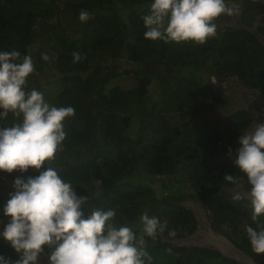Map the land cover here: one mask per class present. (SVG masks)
Returning a JSON list of instances; mask_svg holds the SVG:
<instances>
[{
  "label": "trees",
  "instance_id": "obj_1",
  "mask_svg": "<svg viewBox=\"0 0 264 264\" xmlns=\"http://www.w3.org/2000/svg\"><path fill=\"white\" fill-rule=\"evenodd\" d=\"M153 2L0 0V52L30 55L35 69L26 90L41 91L46 102L75 110L63 121L62 150L45 166L72 182L78 196H89L81 208L85 219L93 210L112 208L116 227L127 225L139 232L134 221L144 212L166 222L163 235L155 241L146 238L152 264H242L219 250L174 246L165 240L172 229L174 238L195 232L196 216L184 202L201 196L212 200L211 227L264 264V254L252 251L245 231L246 225L256 227L250 220L251 202L226 200L233 184L223 179L226 173L247 178L235 164L236 139L253 114L234 112L226 117L233 120L232 131L222 128L225 120L211 113L225 105L226 96L206 81L237 76L250 87L264 89V46L252 33L231 26L217 28V35L203 45L145 39L142 17ZM81 10L93 18L82 23ZM259 30L264 32L263 27ZM73 52L81 55L79 62H74ZM253 74L255 79L250 78ZM123 78L133 86L124 85ZM41 80L58 84L50 93ZM207 94H212L210 102L199 100ZM21 120L9 112L0 119V129ZM38 175L34 168L0 170V222L11 220L3 209L16 191L14 181ZM218 191L224 198L209 195ZM0 255L20 258L2 236ZM48 255L45 246L41 263L50 264Z\"/></svg>",
  "mask_w": 264,
  "mask_h": 264
},
{
  "label": "clouds",
  "instance_id": "obj_2",
  "mask_svg": "<svg viewBox=\"0 0 264 264\" xmlns=\"http://www.w3.org/2000/svg\"><path fill=\"white\" fill-rule=\"evenodd\" d=\"M239 14V7L228 6L225 0H154L149 13L142 17L147 29L144 37L165 43L192 41L203 45L217 35L214 21L222 15ZM92 18L87 10L79 12L82 23ZM72 56L74 62L82 59L77 52ZM42 59L47 61L49 56L42 54ZM33 72L30 55L21 57L16 50L0 52V109H3L0 119L9 112L22 117L20 122L0 129V170L39 171L38 176H30L27 181L20 178L14 181L16 191L10 194L3 209L11 220L0 236L10 242L20 258L12 261L0 255V264H39L45 246L50 250V264H152L146 238L155 241L163 235L166 222L161 223L144 212L139 232L127 225L116 227L111 223L116 217L112 208L93 210L85 219L81 208L89 202V196H78L72 182L62 179L55 168L45 166L46 161H53L58 150H62L66 139L63 121L73 116L75 110L46 102L44 93L36 89L27 91V78ZM226 117L216 118L226 120ZM239 143L242 147L238 149L235 164L251 185L250 220L256 225L255 228L246 225L245 231L252 251L264 254V220L261 219L264 217V123L244 133ZM223 179L237 183L234 175L226 173ZM233 199L242 197L236 194ZM176 235L174 229L168 231L170 238Z\"/></svg>",
  "mask_w": 264,
  "mask_h": 264
},
{
  "label": "flooded vegetation",
  "instance_id": "obj_3",
  "mask_svg": "<svg viewBox=\"0 0 264 264\" xmlns=\"http://www.w3.org/2000/svg\"><path fill=\"white\" fill-rule=\"evenodd\" d=\"M233 1L237 2L240 9V14L238 16L228 17L226 15H223V17L220 19V21L217 23L220 28L222 27H234L242 30H246L253 34L255 38L264 46L262 40L258 37V35L251 31L250 28H256L258 32L262 35L264 38V32H261L259 30L260 27L264 28V0H259V3L255 4H246L245 0H225V3L228 6H236L237 4ZM256 5V6H255ZM250 13L252 15V20L250 19V24L248 21L245 20V14ZM234 80L231 81V83H228L227 93L225 91L216 90V92L224 93L226 96V99L228 100V104L221 107L220 110L231 109L234 112L237 111H249L253 114L251 116L252 121L249 124V126L239 135V137L236 139V147H241L242 145L239 143L240 137L247 132H251L254 130L255 125L261 124L262 119H264V90L262 91V88H254V86H248L246 85L242 80L238 79L237 76H235ZM227 80V79H225ZM222 80V81H225ZM239 83V84H237ZM212 98V97H211ZM236 110V111H235ZM220 111H217V113ZM232 112L231 114H233ZM212 114V113H211ZM214 116V114H213ZM262 117V118H261ZM216 118V116H215ZM242 178V181H237V183L232 186H230L227 190L230 191L229 196L233 197L236 194H239L242 198L247 199L250 201V198L248 196V193L251 189V185L248 182V179L241 176L237 179ZM251 202V201H250ZM200 224L197 223V228L195 232L200 235L199 233Z\"/></svg>",
  "mask_w": 264,
  "mask_h": 264
},
{
  "label": "rangeland",
  "instance_id": "obj_4",
  "mask_svg": "<svg viewBox=\"0 0 264 264\" xmlns=\"http://www.w3.org/2000/svg\"><path fill=\"white\" fill-rule=\"evenodd\" d=\"M236 3L238 5V3L235 1H233V4ZM252 15L250 13H247L245 14V20L248 21L249 18H251ZM220 26H218L217 28H219ZM258 49H259V46H258ZM34 69H35V65H34ZM261 71L258 72V74L260 73ZM257 74V71L255 72ZM257 75L253 74L252 79H255ZM123 83L124 85H127V86H133V83H132V80L131 79H126V78H123ZM234 80V79H227L225 81H222L218 78H215V77H212L210 80H206L207 82H209L216 90H220V91H225L227 93V88L228 87V83H231V81ZM41 82H44V86L46 87V90H48L50 93L51 91L50 90H54L56 88V83L58 84V82H56L55 80H45V81H42ZM234 82L236 83V81L234 80ZM239 84V83H237ZM262 91L264 89H261ZM52 97V96H50ZM204 97H201L199 100H202ZM211 97L210 96H205L204 100L205 101H208L210 102L211 101ZM202 100V101H204ZM228 104V100H226V103L225 105ZM223 104V106H225ZM222 106V107H223ZM229 108V107H228ZM225 109L224 110H220V112H216V114H214V116H216L217 118H225L226 116H229L232 112H234L233 110L231 109ZM221 109V107L219 108ZM218 109V110H219ZM236 111V110H235ZM238 112V111H237ZM236 113V112H235ZM241 118V115H238L237 118ZM239 120L241 121L242 119ZM262 118V117H261ZM186 120V119H185ZM184 120V121H185ZM232 121L231 119H229L228 121H223L222 122V128L226 129L228 128V131H232L230 125L232 124ZM262 123H264V119H262ZM188 129H190V127H187ZM242 147V146H241ZM240 148V147H238ZM181 174V169L178 173V175ZM183 174V173H182ZM147 181V180H146ZM177 182L178 181H175V185H177ZM227 192H230V191H227ZM8 195V194H7ZM211 197H222L224 198V195L222 194L221 191H218L216 193H213V194H209ZM202 197V196H201ZM187 199L184 203L189 207L191 208V210L194 212L196 218H197V223L200 224V231L199 233L201 232L202 234L198 235L196 232H194L193 234H190L188 236H185V237H181V238H166L165 237V240L168 241L169 243L173 244L174 246H188V247H200L202 248L203 246H206V247H213L212 244H210L209 242V239L207 238L208 236V233L210 232V227L211 226V220H210V217H209V207H210V202L212 203V200L210 199V197H208V199ZM226 200H232L233 198L231 196L225 198ZM8 222L6 221H1L0 222V229L4 231V227L5 225L7 224ZM134 223L137 224V228H142V222L140 221V217H137L134 221ZM141 224V226H140ZM42 261L40 260L39 261V264H43L41 263ZM47 264V262H45Z\"/></svg>",
  "mask_w": 264,
  "mask_h": 264
},
{
  "label": "water",
  "instance_id": "obj_5",
  "mask_svg": "<svg viewBox=\"0 0 264 264\" xmlns=\"http://www.w3.org/2000/svg\"><path fill=\"white\" fill-rule=\"evenodd\" d=\"M251 31H254L258 37L262 40L264 44V38L256 30V28H250ZM210 227V232L208 233L207 238L209 239L210 244L213 245V249L219 250L224 256L234 259L242 264H258V262L251 256L246 253L243 249L238 247L233 241H231L223 233L216 231L214 228Z\"/></svg>",
  "mask_w": 264,
  "mask_h": 264
},
{
  "label": "crops",
  "instance_id": "obj_6",
  "mask_svg": "<svg viewBox=\"0 0 264 264\" xmlns=\"http://www.w3.org/2000/svg\"><path fill=\"white\" fill-rule=\"evenodd\" d=\"M242 180H243L242 178L237 179V181H242Z\"/></svg>",
  "mask_w": 264,
  "mask_h": 264
}]
</instances>
